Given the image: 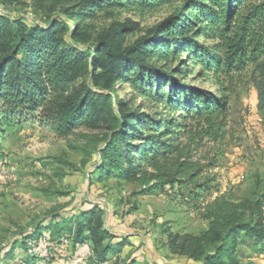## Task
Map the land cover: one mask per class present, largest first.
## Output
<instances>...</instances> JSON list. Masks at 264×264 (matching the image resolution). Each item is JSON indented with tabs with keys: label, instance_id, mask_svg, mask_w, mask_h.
Wrapping results in <instances>:
<instances>
[{
	"label": "rangeland",
	"instance_id": "rangeland-1",
	"mask_svg": "<svg viewBox=\"0 0 264 264\" xmlns=\"http://www.w3.org/2000/svg\"><path fill=\"white\" fill-rule=\"evenodd\" d=\"M86 1L0 0V16L42 30L57 25L63 34L64 52L82 58L75 86H82V90L88 87L94 97L111 93L104 88V81L94 84V75L102 72L96 58H107L108 47L122 51L140 39H147L144 44L147 50L130 56L124 63L134 73L142 69L149 77L159 71L184 85L220 93L208 71L196 78L202 68L195 62L188 63L187 55H176L172 50H161L163 53L159 55L155 48L149 47L161 44L169 49L172 41H178L185 21L179 30L174 27L182 14L189 17L185 8L187 0L147 8L132 0L121 6L94 10L91 18L82 19L88 8ZM73 32L77 33L75 37ZM196 41L211 43L201 37ZM99 47H105L100 54ZM23 57L24 54L18 55V59ZM136 57L141 60L137 61ZM186 69L191 71L188 76L176 73ZM7 71L15 69L8 65ZM120 83V87L114 85L115 92L111 95L114 107L124 106L126 113H132L128 120H120V111L115 107L117 118L105 112L101 118L76 125L66 135L59 130L57 122L41 119H29L23 124L15 122L0 131V264H125L128 260L203 264L200 259L173 253L169 245L172 233L199 234L208 228L202 210L187 198L185 186L167 185L148 193L141 182L124 178L120 172L111 176L95 173L102 150L124 126L123 139L137 144L133 133L138 130V122L132 117L139 119L151 112H165L154 99L135 94L123 79ZM227 85L231 90L229 135L213 173L222 192L236 201L263 197L264 113L258 110L250 71L237 75ZM91 207L101 211L104 228L111 233L107 242L114 247L124 243L121 251L107 261L95 263L92 244L87 241L74 248L73 237L67 234L54 241L44 230L40 243L36 238L28 240L39 227L68 221ZM258 219L264 230V205ZM25 240L29 243L27 247L23 244ZM237 243L238 264H264V240L251 239L243 232Z\"/></svg>",
	"mask_w": 264,
	"mask_h": 264
},
{
	"label": "trees",
	"instance_id": "trees-1",
	"mask_svg": "<svg viewBox=\"0 0 264 264\" xmlns=\"http://www.w3.org/2000/svg\"><path fill=\"white\" fill-rule=\"evenodd\" d=\"M131 1L87 0L88 8L82 19L91 18L94 10ZM172 1L134 2L147 8ZM185 8L189 17L182 14L174 27L179 30L185 21L178 41H172L169 49L161 44L149 47L155 48L159 55L163 53L161 50L187 55L188 63L195 62L202 68L195 77L200 78L208 71L220 93L212 94L184 85L176 79L171 80L170 74L159 71L149 77L142 69L134 73V69L124 63L130 56L141 55L147 50L144 48L147 39H140L122 51L106 48L108 57L96 58L102 72L94 75V84L104 81V88L114 93V85L120 87L123 79L135 94L154 99L165 112H151L139 119L132 117L138 122V130L133 133L137 144L123 139L124 126L110 138L94 170L101 176L120 172L124 178L141 182L148 193L167 185L185 186L187 198L202 210V217L209 224L199 234L172 233L169 237L171 251L200 259L203 264H238L237 240L243 232L251 239L264 240V230L258 219L264 196L234 200L222 192L213 170L224 154L229 135L231 90L225 83L232 84L237 75L250 71L258 110L264 113V0H187ZM76 34L73 32L72 37ZM199 37L211 43H198L196 38ZM63 44V34L59 33L57 25L42 30L21 20L10 21L0 16V131L15 122L23 124L29 119H41L57 122L59 130L66 135L76 125L101 118L105 112L117 116L111 93H99L94 97L88 87L82 90V86H75L82 58L65 53ZM104 48L99 47L98 54ZM20 54H24L22 59H18ZM136 60L141 59L136 57ZM8 65L15 71H7ZM186 70L176 73L188 76L191 71ZM117 109L120 120H128L132 115L124 111V106ZM44 230L54 241L60 240L63 234L73 237L74 248L89 241L96 256L95 263L107 261L112 254L120 252L124 244L114 247L107 242L111 233L104 228L98 207L84 210L68 221L41 226L28 240L36 238L40 243L45 236ZM28 240L23 243L25 247ZM125 264L149 263L128 260Z\"/></svg>",
	"mask_w": 264,
	"mask_h": 264
}]
</instances>
